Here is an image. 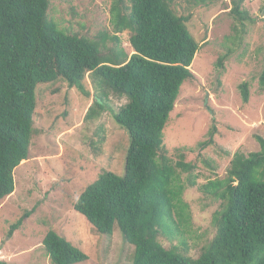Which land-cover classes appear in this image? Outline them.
<instances>
[{
  "label": "trees",
  "instance_id": "1",
  "mask_svg": "<svg viewBox=\"0 0 264 264\" xmlns=\"http://www.w3.org/2000/svg\"><path fill=\"white\" fill-rule=\"evenodd\" d=\"M51 1L0 0V201L14 193V171L29 157L37 87L62 80L89 97V78L98 93L85 119L104 110L111 95L125 99L113 118L129 132L130 148L124 176L102 174L74 209L99 234L112 236L117 225L134 247L132 264H264V139L257 137L260 152L236 154L225 178L202 185L184 152L174 166L164 146V129L181 86L194 78L191 67L201 47L187 25L191 16L176 14L171 0H113L114 34L96 39L61 29L48 16ZM240 4L232 12L244 21ZM126 32L131 55L118 36ZM259 86L264 92V68ZM240 89L248 103L249 84ZM216 133L213 127L198 147L213 145ZM182 173L189 174L191 187L221 202L213 216L215 237L198 258L188 255L192 215ZM27 217L11 226L8 238ZM161 238L178 244L166 248ZM43 247L51 264L88 259L55 231L46 234Z\"/></svg>",
  "mask_w": 264,
  "mask_h": 264
},
{
  "label": "rangeland",
  "instance_id": "2",
  "mask_svg": "<svg viewBox=\"0 0 264 264\" xmlns=\"http://www.w3.org/2000/svg\"><path fill=\"white\" fill-rule=\"evenodd\" d=\"M247 14L244 21L232 12L235 3ZM113 0H52L48 16L61 29L100 39L114 34ZM176 14L190 15L188 28L201 46L183 83L164 129V146L172 164L181 160L196 165L198 185L225 178L236 154L260 152L257 137L264 139V92L259 77L264 68V0H171ZM121 47L133 54L129 33L118 34ZM107 44L112 46L111 41ZM222 60V64L219 62ZM249 84L244 103L240 85ZM86 97L66 82L40 84L29 157L14 171L15 191L0 201V261L9 264H51L43 247L49 231H55L87 255L77 264H132L134 247L125 243L117 225L113 235L97 233L74 209L86 188L102 174H125L130 148L126 128L113 118L125 99L108 97L106 107L85 119L98 91L90 79ZM97 109V107H95ZM215 127L214 144L198 146ZM185 148V149H184ZM189 174L183 200L190 206L192 223L186 232L188 255L198 258L213 240L214 213L221 202L191 187ZM25 214L12 237L8 232ZM160 241L166 248L171 244Z\"/></svg>",
  "mask_w": 264,
  "mask_h": 264
}]
</instances>
